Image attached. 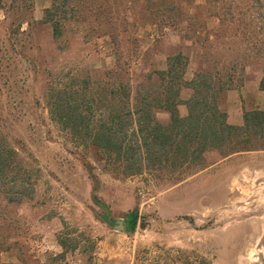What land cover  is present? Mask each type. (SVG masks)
<instances>
[{"label":"rangeland","instance_id":"374dc122","mask_svg":"<svg viewBox=\"0 0 264 264\" xmlns=\"http://www.w3.org/2000/svg\"><path fill=\"white\" fill-rule=\"evenodd\" d=\"M225 1L243 9L251 4ZM225 1L217 9L223 14ZM51 3L0 0V134L36 184L34 196L21 203L0 195V263L264 264L262 141L240 152H233L235 144L209 150L202 167L126 176L114 158L74 137L50 109L54 89L73 81L80 87L88 75L97 86L105 70L118 69L136 96L144 85L155 90L159 78L146 75L165 69L169 55L190 57L189 77L205 57L229 61L235 51L249 65L229 89L235 97L227 90L220 105L233 116L264 109V53L246 50L247 40L259 44L257 29L243 34L225 26L213 15L212 0H198L200 26L193 29L154 23L140 4L115 38L67 22L55 39L44 22ZM196 9H187L191 23ZM136 210L137 226L129 231Z\"/></svg>","mask_w":264,"mask_h":264},{"label":"trees","instance_id":"16d2710c","mask_svg":"<svg viewBox=\"0 0 264 264\" xmlns=\"http://www.w3.org/2000/svg\"><path fill=\"white\" fill-rule=\"evenodd\" d=\"M197 1L52 0L45 10L44 22L51 25L55 39L63 36L67 22L85 25L92 34L115 38L120 27L129 24L130 13L141 4L145 17L154 23L171 27L187 24L193 29L200 26L202 6L196 5ZM222 1L225 0H212L213 15L225 26L243 29V34L257 29L261 34L259 44L247 40L246 50L263 55L264 0H251L244 9L225 1L224 14L217 10L222 9ZM193 5L197 12L191 23L187 9ZM253 13L259 16L257 20ZM237 52L231 53L229 61L205 57L192 79L186 78L190 57L183 52L169 55L165 69H154L146 75L159 78L155 90L144 85L137 89V97L132 94L131 79L118 69L105 70V78L97 86L88 75L80 87L73 81L66 89L52 91L51 114L74 137L82 138L87 146L92 143L100 147L114 158L126 176L202 167L209 150L231 144L237 145L233 152L251 150L254 140L262 141L264 146V109L245 110L243 124L235 125L228 122V113L220 105L221 95L249 65L239 59ZM184 87L192 89L187 100L181 97ZM261 87L264 89V77ZM181 103L188 108L185 116L178 109ZM158 110L170 113L169 122L158 118ZM35 186L31 170L0 134V195L9 203H21L34 196ZM137 222L136 210L129 215V231L135 229ZM60 243L67 247L65 241Z\"/></svg>","mask_w":264,"mask_h":264},{"label":"crops","instance_id":"0c3cea01","mask_svg":"<svg viewBox=\"0 0 264 264\" xmlns=\"http://www.w3.org/2000/svg\"><path fill=\"white\" fill-rule=\"evenodd\" d=\"M188 70H189V67H188ZM188 70H187L186 74L188 73ZM192 77H193V74H191L189 77L186 76L187 79H192ZM186 94H189V95H186ZM191 94H192V89L189 87H184L182 92H181V97L183 100H187L191 96ZM227 94L231 97H235V92L233 89L229 90ZM235 105H237L236 102H235ZM178 109H179V112L182 116L187 115L188 108H187V105L185 103L179 104ZM227 113H228L227 120L229 123L235 124V125H242L243 124V122H244L243 112H241V113L239 112L237 114V116H233V114L231 112V108H229L227 106ZM157 115H159V116L163 115V117H164L163 122L164 121L169 122V120H170V113L165 111V110H163V111L159 110L157 112Z\"/></svg>","mask_w":264,"mask_h":264},{"label":"water","instance_id":"95a60500","mask_svg":"<svg viewBox=\"0 0 264 264\" xmlns=\"http://www.w3.org/2000/svg\"><path fill=\"white\" fill-rule=\"evenodd\" d=\"M119 229L123 230L124 229V225H123V222L122 221H118V226Z\"/></svg>","mask_w":264,"mask_h":264}]
</instances>
